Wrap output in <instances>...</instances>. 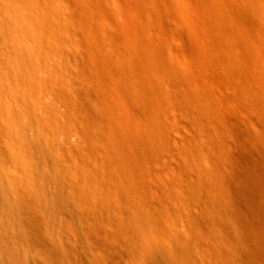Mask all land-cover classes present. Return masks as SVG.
<instances>
[{"label": "rangeland", "instance_id": "374dc122", "mask_svg": "<svg viewBox=\"0 0 264 264\" xmlns=\"http://www.w3.org/2000/svg\"><path fill=\"white\" fill-rule=\"evenodd\" d=\"M26 7L30 78L12 105L0 88V264H264L263 242H251L246 229L232 232L238 221L264 237V114L260 102H247L251 29L257 73L264 60V0H27ZM35 9L56 13L43 16L53 52L75 47L98 63L135 59L139 100L133 106L119 94L126 127L118 141L137 149L130 162L106 143L72 151L51 133L48 105L44 122L36 119L27 92L42 84L36 68L48 62L35 55ZM1 31L0 51L9 56L19 23L6 18ZM261 83L258 76L257 100ZM98 108L111 129L113 114L99 101ZM142 148L151 157L144 167L136 158ZM42 190L62 193L55 217ZM252 198L263 218L251 226L242 218Z\"/></svg>", "mask_w": 264, "mask_h": 264}, {"label": "bare ground", "instance_id": "6f19581e", "mask_svg": "<svg viewBox=\"0 0 264 264\" xmlns=\"http://www.w3.org/2000/svg\"><path fill=\"white\" fill-rule=\"evenodd\" d=\"M26 1L27 0H0V27L5 25L6 18L18 22L20 27L19 38L14 41L15 45H13V50L11 49L12 54L6 56L0 51V88L1 90L4 88L2 96L8 105H12L15 96L17 98L21 96L20 91L26 88L27 80L30 78V75L25 74L23 69L26 59L25 46L26 42L29 40L26 38L22 28L23 16L27 12ZM28 1L33 2L34 0ZM32 5L37 7L38 3H32ZM48 15L56 17V13L52 12L50 9H45L43 12H40L38 9L30 11V22L36 25L40 33L39 41H36L34 44V48L36 49L35 55L43 56L44 62H48L36 68L38 74L42 78V84L34 83L29 87V92H27L30 99L29 105L32 107L36 119L41 123L44 122L45 116L42 113L44 112L45 105H48L52 112L51 133H53L55 139L61 138L64 143H67L72 151H78L83 147L85 148L86 144H89V151H94L95 149L101 150L104 143H106L113 148V151L119 153L118 156L124 162H130L131 158L129 153L131 151H137V149L134 145L125 149L118 141L121 137L123 126L126 127L125 123L121 121L124 111L119 94L123 90L128 93L130 102H132L133 106L136 105L137 100H139L136 89L137 71L134 63L135 59L133 60V56L129 55L125 63L110 62L107 60H104V63H98V59L96 58L94 60L86 59L82 55L81 50L75 47H71V51L58 48L56 53L53 52L51 49L56 48L51 47V40L48 38L47 32L48 28L43 22L45 20L43 16L47 17ZM254 31L253 29L250 30L248 41V48L250 49L249 62L251 65L249 72V77H251V91L247 96V102L250 107H255L260 102L264 114V60L260 72L257 73L256 67L258 61L255 54L256 32ZM262 31L264 39V27ZM54 33L58 34L57 36L60 35L57 30H54ZM5 37L6 32L2 33L1 31L0 43ZM76 42L79 43V40ZM89 62H92L93 69L87 71L85 65ZM127 64H130V71L126 69ZM119 66L120 75L118 74ZM258 76L262 82L259 86L261 90L259 100H257L254 91L256 88V78ZM35 78L37 79L36 75L33 79ZM98 101L101 111L113 114L115 118L110 121L111 129L106 127L105 118H103L99 112ZM90 104H92L93 107L91 110L94 113L93 117L90 116L89 112L86 110V107H89ZM36 112L39 114L37 115ZM110 133H112L117 140H110ZM70 138H72L74 142H68ZM262 151H264V142ZM136 158L138 159L137 161L140 162V165L144 167L151 159L150 151L142 148L137 152ZM40 194L42 205L47 214L51 217H55L61 212L63 206L61 201L62 193L60 190H42ZM245 206L249 210L248 214L242 218L245 224L249 222L251 225V221L263 218V215H261L263 211L259 210L262 209L260 202L252 198V202L247 201ZM259 215L261 216L259 217ZM238 223V221L235 223L237 225L232 232L236 233V230H238V233H241L239 230L242 231L246 229V232H242L247 233L246 237L248 236V239L252 240L251 242L255 241V238H257L264 244L263 232H261L262 236L258 233H255V236L249 230L250 227L247 226V224L244 225L243 223H239L243 227L246 226L241 229L242 226L240 227ZM257 224L259 225V223ZM238 233L237 236H239ZM1 251L0 248V252Z\"/></svg>", "mask_w": 264, "mask_h": 264}]
</instances>
